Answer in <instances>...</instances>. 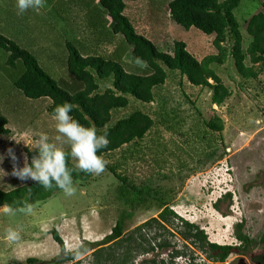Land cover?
<instances>
[{"label":"rangeland","instance_id":"374dc122","mask_svg":"<svg viewBox=\"0 0 264 264\" xmlns=\"http://www.w3.org/2000/svg\"><path fill=\"white\" fill-rule=\"evenodd\" d=\"M50 1L42 0L36 12L24 13L22 29H13L17 26L13 27L11 21L8 25L10 35L17 37L12 39L36 55L40 67L59 82V79L67 77L63 64L66 53L60 47L63 38L74 39L69 31L72 30L82 40L76 43L79 49L86 40L80 32L84 10L74 4L70 8L69 4V12L57 0L51 10ZM169 1L126 0L125 13L136 32L153 42L160 51L168 52L173 42L181 41L198 61L215 55L213 36H206L194 28L184 30L168 18ZM261 1L241 0L234 11L244 51L251 40L245 32L246 22L261 11ZM4 3L0 0V5ZM0 17L3 18L2 13ZM2 22L1 33L7 29V21ZM110 35L114 37L107 28L102 37L108 40ZM36 42L37 45H33ZM117 42L121 44L117 54L122 57L123 68L131 73H147L145 65L131 58L130 47L121 36L115 39L114 44ZM46 45H49L46 50L49 55L44 51ZM224 47L229 48V45ZM86 49L91 55L104 57L110 56L113 51L112 45L103 43L96 48L91 38ZM245 64L249 66L248 59ZM210 68L230 91V97L222 106L211 104V92L207 88L189 87L183 84L177 72L167 71L164 85L154 90L153 103L143 104L130 98L125 109L112 112L110 125L134 111L149 115L154 125L142 140L102 156L106 162L102 173H91V177L84 182L73 181L75 192L72 196L65 195L62 190L55 192L44 202L32 206L30 214L20 210L5 214L4 207L0 208V264H26L28 258L36 259L40 264H51L57 260H63L62 264H91L92 251L79 259L66 261L67 256L60 253L49 233L52 230L58 233L65 251L67 245L78 242L87 249H95V245L88 244L101 241L117 221L123 222L127 232L155 218L159 212L155 197L144 195L131 204L122 196V184L109 169L127 178L134 186L163 193L169 199L170 209L179 218L203 230L210 243L238 246L234 228L242 223V233L252 240L254 246L243 252L231 253L224 264H254L251 257L264 253L262 246L255 245L264 232V69L255 80L244 81L235 72L230 56L222 65L212 64ZM22 70L19 63L14 69L5 67L4 55L0 54V97L9 98L6 106L0 105V113L5 115L10 130L9 136L0 137V156H4L0 170L5 173L0 172V189L5 191L31 182L20 181L11 175L14 163L22 167L25 160L30 163L36 157V150L29 149L24 142L38 139L44 133L50 142L70 152L66 144L55 140V122L45 108L49 100L26 99L11 87L9 79L18 77ZM98 85L99 92H103L110 82L98 81ZM7 111L15 113L16 117L10 116ZM214 116L223 122V131L219 135L206 131L204 126ZM166 121L176 125L175 133L169 131L167 126L170 124ZM208 139L214 144L212 149H206ZM9 148L14 149L15 162L7 156ZM69 160L74 167L75 161L72 158ZM227 191L234 195L231 194V199L220 201L216 208V200ZM9 228L19 231L20 238L14 243L5 238ZM170 240L175 250L186 253L185 258L176 257L170 261L169 250L164 253L155 251L138 257L136 261L154 259L159 264H189L188 259L190 264H211L201 253L191 255L190 251L194 252V249L188 244L189 247L184 250L179 238Z\"/></svg>","mask_w":264,"mask_h":264},{"label":"trees","instance_id":"16d2710c","mask_svg":"<svg viewBox=\"0 0 264 264\" xmlns=\"http://www.w3.org/2000/svg\"><path fill=\"white\" fill-rule=\"evenodd\" d=\"M2 1H5L4 4L12 3L10 0ZM57 1L61 5V0ZM94 1L70 0L82 9L89 8L86 11L89 13L90 25L93 23V17L97 15V10H100L109 19L110 34L122 37L130 47L131 58L145 65L147 73L128 72L119 61L110 57L100 55L83 57L74 45L75 38L66 39L64 42L63 49L66 55L63 64L65 63L67 77L59 79V82L54 81L40 67L36 55L18 45L6 36L4 31V34L0 32V54L4 55L5 67L14 69L18 63L23 67L18 77L9 79L11 87L29 100L48 99L50 101L46 108L48 115L52 116L57 105L70 103L73 106L70 115L81 125L95 127L98 135H102L107 130L108 145L97 153L98 156L102 157L120 150L123 146L140 141L149 132L154 122L143 112L134 111L113 125H110L111 114L113 111L125 109L129 105L130 98L143 104L153 103L154 90L164 85L168 78L167 71L177 72L183 84L189 87L207 88L211 92V104L220 107L230 97V91L210 68L212 64L222 65L227 56H230L235 72L244 81L255 80L264 69V0L260 4L261 11L252 15L246 22L245 32L251 40L245 51L240 27L234 16V11L239 7L241 0L169 1L168 18L174 24L184 30L194 28L206 36H213L212 45L216 54L204 57L200 61L186 50L184 42L175 41L170 51L163 52L149 39L137 33L125 13L126 0H97V10L91 7ZM55 2L56 0L50 1L51 10ZM1 13L4 19L0 17V24H3L2 21L15 22L12 18H16V14ZM20 17V20H23L24 13ZM225 44H228L229 48L224 47ZM246 59L249 66L245 64ZM98 81H109L110 86L99 92ZM166 118L169 120L168 116ZM166 123L170 124L167 126L169 131L175 133L176 125L169 121ZM7 125V119L0 113V137L10 135ZM204 126L206 131L218 135L223 131V122L216 116L206 121ZM213 147V142L208 139L206 149ZM65 153L70 152L66 150ZM37 155L38 152L34 151V156ZM70 158V155H66V166L72 170V180L87 181L91 174L76 170L71 165ZM109 170L122 184V196L131 201V204H134L135 200H141L144 195L153 196L159 203V212L155 218L127 232L124 231L123 222L119 220L101 241L88 244L95 245V249L82 246L79 257L92 251L91 264H159L154 259H143L140 262L136 260L155 251L164 253L169 250L170 261L176 257L185 258L186 253L183 250L173 248L170 239L174 237L182 241L184 250L190 246L194 249V252L190 251L191 255L201 253L211 264H224L231 253L243 252L252 244V241L242 233V223L235 225L234 228V237L238 241V246H219L210 243L203 230L179 218L170 209L169 199H166L163 193L134 186L127 178L119 176L112 169ZM60 190L56 187L45 190L34 181L7 191L0 189V208L8 205L17 211L24 205L34 206ZM226 199H231L230 193L218 199L215 207L217 208L218 203ZM49 235L58 245L60 253L67 256L66 261L76 259L74 252L65 251L63 241L55 230ZM257 243L264 244V232ZM263 256H255L251 261L255 264H264ZM187 261L191 263L190 260ZM191 261H193L192 257ZM25 263L40 264L33 258L26 259ZM62 263L63 260H57L51 264Z\"/></svg>","mask_w":264,"mask_h":264},{"label":"clouds","instance_id":"9594fccd","mask_svg":"<svg viewBox=\"0 0 264 264\" xmlns=\"http://www.w3.org/2000/svg\"><path fill=\"white\" fill-rule=\"evenodd\" d=\"M41 4L42 0H16L17 14L22 15L28 9H36ZM72 110L73 106L70 103H63L57 105L52 113L57 133L55 140L66 144L70 149V153L66 154L61 147L50 142L47 134L41 133L38 139H33L27 143L23 141L26 147L35 149L38 155L30 163L25 160L22 167H17L14 163L11 172L13 177L20 181H34L45 190L56 187L61 189L65 195L72 196L75 189L73 187L72 170L66 166V155L71 156L75 161L74 168L80 172L99 175L105 170L106 162L97 153L108 145L107 130L102 135H98L95 127H85L73 119L70 115ZM15 141L17 143L21 142ZM6 152L11 161L15 162L17 160L14 149L9 148ZM3 160L4 156H0V163H3ZM0 172L4 173L2 170ZM20 211L30 214L32 206L24 205ZM4 212L5 214H14L15 210L6 205L4 206ZM5 238L14 243L20 238L19 231L9 228L6 230ZM81 248L82 244L79 242L69 244L66 252H74L75 258L79 259Z\"/></svg>","mask_w":264,"mask_h":264},{"label":"crops","instance_id":"0c3cea01","mask_svg":"<svg viewBox=\"0 0 264 264\" xmlns=\"http://www.w3.org/2000/svg\"><path fill=\"white\" fill-rule=\"evenodd\" d=\"M86 2H88V0H86ZM69 4H70V8H72L73 7V3L72 2H70V0H61V5L60 6H62V7H64L66 10H68L69 12H70V9H69ZM96 4H97V0L96 1H94V3H93V5L91 6L92 8H96V10H97V6H96ZM78 7V6H77ZM52 7H50V9H51ZM88 8V7H87ZM89 9V8H88ZM88 9H82V7L80 8V10H84V15H83V18H82V20H81V23H82V28H81V33L85 36V38H86V40H84V42H82L81 43V48L79 49L78 47H77V42L78 41H82V40H80V37H78V36H75V34H74V32H72V30H69L70 32H71V35L75 38V46L79 49V51H80V53H81V55L83 56V57H87V56H92L90 53H89V51L86 49V44L87 43H89L90 42V38H91V40L93 39V41L95 42V45H96V48L98 47V46H100L102 43H103V45H105V44H108V45H112V48H113V51H112V54L110 55V56H106V57H110V58H112V59H115V60H117V61H119L120 63H121V60H122V57H120V53L119 54H117V51H118V48H119V46L121 45L120 44V42H117V44L115 45L114 43H115V39H117L118 37H120V36H116V35H113L114 37H112L111 35H110V38L108 39V40H104L103 39V31L106 29L107 30V28L109 29V19L107 18V17H105L104 16V14L100 11V10H97V15H95L94 17H93V23L90 25V22H89V13H88V11H86V10H88ZM0 10H1V12H3V13H14V14H16V18H13L14 19V21L15 22H13V27H15V26H17V28H13V29H22L23 28V26H24V21L23 20H20V15H18L17 14V9H16V0L14 1V2H12L11 4H1L0 5ZM30 11H35L36 12V10L35 9H28L27 11H25L24 13H28V12H30ZM2 19H4V18H2ZM130 19V18H129ZM23 21V22H22ZM131 21V20H130ZM10 23V21H7L6 22V25H5V28H7V29H5L4 30V32H5V34H6V36H8V37H10L11 39L12 38H14L15 36H12V35H10L11 33H10V25H8ZM2 25V24H1ZM19 27V28H18ZM38 30V29H37ZM68 30V29H67ZM32 32L34 33V32H37V31H35V30H32ZM4 34V33H3ZM81 36V39H83V37L84 36ZM15 38H17V37H15ZM104 41H103V40ZM14 40V39H13ZM36 40V39H35ZM65 38H63V40H62V42H61V48H63L64 47V42H65ZM18 45H19V43H18V41H16V40H14ZM19 41L20 42H22V40H21V38L19 39ZM107 42V43H106ZM33 45H37V42L36 43H33ZM88 47V46H87ZM43 47H41L39 50H41ZM48 48H49V45H46V47H44V51H45V54L46 55H49V52H46V50H48ZM93 55H98V54H93ZM19 92V91H18ZM22 95V94H21ZM1 98V97H0ZM9 101V98L7 97V98H1L0 99V105H3V106H6ZM49 104H50V101H49ZM48 107V105H46V107L45 108H47ZM9 114H10V116H13V117H16L14 114L15 113H13V112H11V111H7ZM4 117H5V115L3 114V113H1ZM6 118V117H5ZM8 122V121H7Z\"/></svg>","mask_w":264,"mask_h":264},{"label":"flooded vegetation","instance_id":"af4514ba","mask_svg":"<svg viewBox=\"0 0 264 264\" xmlns=\"http://www.w3.org/2000/svg\"><path fill=\"white\" fill-rule=\"evenodd\" d=\"M262 234H263V233H262ZM262 234H261V235H262ZM261 235H260V236H261ZM259 238H260V237H259ZM259 238H258V239H259ZM248 239H249V238H248ZM249 240H250V239H249ZM251 241H252V240H251ZM257 242H258V240H257ZM251 245H252V244H251ZM251 245H250V246H251ZM255 245H256V246H262L263 249H264V244L257 243V244H255ZM250 246L247 247L246 250H248V249L250 248ZM252 246H254V245H252ZM246 250H245V251H246ZM258 255H264V253H263V254L261 253V254H258ZM258 255H255V256H258ZM255 256H253V257H255ZM253 257H251V259H252ZM262 260H264V256H263ZM254 264H255V263H254ZM256 264H259V263H256Z\"/></svg>","mask_w":264,"mask_h":264},{"label":"built area","instance_id":"2783aa9c","mask_svg":"<svg viewBox=\"0 0 264 264\" xmlns=\"http://www.w3.org/2000/svg\"><path fill=\"white\" fill-rule=\"evenodd\" d=\"M228 192H230L232 195H234V193L233 192H231V191H227V192H224V194H222V195H220V197L219 198H222L226 193H228Z\"/></svg>","mask_w":264,"mask_h":264}]
</instances>
